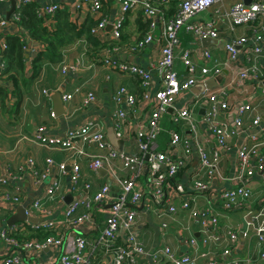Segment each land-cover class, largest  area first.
<instances>
[{"label":"built area","instance_id":"1","mask_svg":"<svg viewBox=\"0 0 264 264\" xmlns=\"http://www.w3.org/2000/svg\"><path fill=\"white\" fill-rule=\"evenodd\" d=\"M9 0H0L2 2ZM17 1L16 8L20 3ZM119 7L116 18L108 20L103 15L105 0H83L75 5L72 10L73 18L78 9L87 10L92 16L100 18L91 28V34L100 39L104 37L106 25L111 24L110 37L120 40L122 25L125 15L134 8L143 9V18L147 22V31L143 38L131 45L117 44L103 50L101 61L115 68L121 73H130L140 78V83L145 89L143 100H152L153 103L146 115L136 127H132L131 120L125 110L117 108L111 116V127L115 135L125 142V147L130 152L118 151L108 142L106 132L99 121L90 119L80 126L68 129L63 135L51 136L46 133L44 125L37 127L33 141L45 148L74 151L78 157L87 158L89 169L97 173L105 170L109 180L94 189L92 193L85 192L80 198L70 202L64 212L62 221L45 220L30 223L18 222L12 226L0 223V239L3 241L2 257L0 264H26L24 256L35 255L46 247L58 249V262L60 264H93V250L88 247L85 237L76 231L86 222L93 221L92 207L99 204L98 210L104 212L103 227L99 237V243L106 250L112 252L110 264H148L145 258L152 262L160 260L171 264H194V260L188 254L177 255L168 245L162 246L155 252L145 249L140 239L139 231L135 229L140 215L139 206L148 195L155 205L158 216L162 214L176 215L179 210L187 212L188 216H199L204 244L226 246L222 249L221 256L229 253V247L235 243L238 231L246 234L253 231L259 245L264 247V190L257 200V207H248L252 197V191L248 185V179L255 174L264 172V121L262 116L250 113L253 110L251 103L242 104L233 109V119L229 122L220 119L221 112L232 110L229 102L230 89L233 84L237 87L249 81H264V0H252L246 4L244 0H180L178 8L171 19L164 21L159 6L168 0H115ZM229 6L224 8L226 2ZM162 2V3H160ZM159 3V4H157ZM213 6L217 11L222 8L228 27L262 22L258 28L252 29L249 37L229 38L225 45V58L218 60L209 49L204 48L199 52L202 65L199 69L189 59L191 48L181 49V60L185 66L186 77L181 79L174 68L175 49L179 48L178 34L184 28L198 39L218 38L219 32L214 26V21L198 22L194 17L207 11ZM60 8L56 2L42 4L37 9L39 16H52ZM16 10V9H15ZM19 19V15L12 13L9 20L0 14V72L5 67L1 51L6 47L2 37V31L12 28V19ZM52 19H49L50 22ZM159 20L162 23L160 35L154 34V29ZM149 43H157L159 57L154 63V68L160 79L157 88L152 89L150 73L137 63L115 61L111 57L113 53H136ZM117 44V45H116ZM99 56V57H100ZM81 58L73 61V64H62L60 70L66 74L69 69L75 70L81 67ZM233 77L227 84H218L214 89L204 91L195 96L192 102L181 105L175 109L176 100L181 93L189 92L197 84H203L211 76L221 74L223 69L234 70ZM76 87L71 93H64L63 100H70L74 93H79ZM49 96L47 90H43ZM124 98L127 106H134L137 96L127 91L125 87L118 88L112 96L118 103ZM96 100L94 92H86L82 98V105L87 106ZM204 114L198 117L196 111L203 106ZM171 110L172 121L181 124L180 130H169L166 147L161 150L158 137L161 134L162 116ZM54 117V113L50 112ZM247 119L249 122L247 123ZM200 124L204 127L200 128ZM247 128L248 133L236 148V168L231 176L224 177L219 163L223 153L228 148V140ZM184 128V129H183ZM209 134L214 136V142L209 140ZM187 135H189L188 138ZM88 144L95 145L98 151L89 153L85 150ZM193 148L198 158V166L194 169L188 167V160L193 154ZM147 156V158H146ZM47 164H52L50 158H46ZM26 167L33 170V160L27 159ZM64 164L60 165L63 170ZM36 176V171L33 170ZM44 177V175H43ZM221 178L230 181L233 185L227 189L215 188L212 180ZM187 181L182 185L180 179ZM71 186H78L80 179L79 163L70 164L69 175ZM9 176L0 178V210L4 204L18 202L20 190L18 187L9 190ZM83 187L91 189L89 183ZM60 188L59 179H52L45 190V196L35 198L25 207V214L39 218V213L45 212L44 200L52 199ZM204 196L211 207L219 203V207L233 210L246 205L242 214V223L238 227H222L219 218L211 207L197 208V197ZM246 202V203H244ZM110 204L109 206H107ZM147 207H149L147 205ZM82 209V212L79 210ZM165 226V224H163ZM29 228L39 230L46 229L54 232L43 240L37 237L30 239H18L19 233H26ZM24 233V234H25ZM187 244H196L195 239L186 238ZM264 258V250L260 253ZM219 255L214 254L207 264H217Z\"/></svg>","mask_w":264,"mask_h":264},{"label":"crops","instance_id":"2","mask_svg":"<svg viewBox=\"0 0 264 264\" xmlns=\"http://www.w3.org/2000/svg\"><path fill=\"white\" fill-rule=\"evenodd\" d=\"M17 1L21 2L22 0ZM36 1L40 5L48 2H56L60 4L61 8H67L70 14V21L76 25L77 29H86L88 24L96 19L90 12L82 9H78L75 14L76 17H72L73 8L77 3L83 0ZM172 2H175L176 7V2L178 5L180 0H168V2L161 4L159 8L162 15H159L158 19L161 16V18L166 21L174 16L177 9L174 7L172 12L169 10ZM229 4L230 2L227 1L223 7L226 8ZM8 9V1L2 2L0 5V14L4 18ZM215 10L216 7L213 6L209 10L196 15L194 20L204 22L212 19L214 21V26L219 32V37L216 38L218 39L217 43L215 41L204 47L201 40L192 36V39L186 42L187 46L185 47L191 48L192 50L189 59L197 69H199V66L203 63L199 56V52L202 49L207 48L218 60H224L225 50L222 44L223 40L227 41L229 38L241 37L243 34L247 33L249 25L257 27L262 25V22L257 21L253 24L236 26L230 29L223 9L219 8L217 11ZM103 14L108 16V20L116 18L119 14V7L115 0H105L103 4ZM142 16L143 15L139 16V8L137 7L125 15L120 40H116L117 43L120 42L124 45H131L139 41V37L147 30L144 26L145 19H142ZM161 21L159 20L154 29V34L156 36L160 35L162 32ZM110 32L111 29L106 25L104 37L98 40L101 42L115 43L116 41L114 39L110 40ZM94 49L95 46L92 42L88 41L85 34L74 37L72 42L63 49V64H73V61L81 58V67L75 70L69 69L66 74H62L59 66L61 64L53 66L44 65L43 70L38 73V76L30 84L26 87L20 85L21 90H19V92L22 97L19 102L11 81L9 83L3 80L4 84H6L9 89V94L5 101V108L1 107L0 104V178L9 176V180L11 181L8 182L10 184L8 189L12 192L15 186L18 187L20 190V198L18 202L4 204L1 207L0 223L4 222L7 225L6 222L8 218L15 214L19 206H27L35 198L44 197L45 190L49 183L52 182V179H59L60 188L56 191L52 199L44 200L45 212H41L38 215L41 219L55 221H62L64 219L65 209L70 202L77 200L85 192L92 193L94 189L109 180V176L105 173V170H100L97 173L92 172L88 167L87 158L78 157L72 150L64 151L54 148H44L36 144L33 141V137L38 126L44 125L48 135L56 136L63 135L68 129L78 127L83 122L94 119L99 121L106 132L108 127L111 126L110 119L112 113L117 108L126 111L131 120L132 127H136V125L146 117L153 101L143 100L142 96L145 89L140 83V78L130 73H121L113 67L106 66L100 60L103 50L105 49L93 53ZM181 49L183 48L179 47L175 49L174 68L180 75V78L183 79L186 77V71L181 60ZM24 50L27 64L25 73L29 75L32 70L30 62L41 50V46L34 41H28ZM111 57L115 59V61L137 63L147 69L150 73V84H152V89L157 88L160 84V79L154 68V63L159 57V47L157 43H149L136 53L116 52L113 53ZM233 72L236 73L237 68H234L233 71L223 69L220 75L215 77L209 76L203 84L197 83L194 87L197 85L203 86L199 94L204 91L212 90L218 84L229 83L233 77ZM206 82L210 83L209 86L205 85ZM241 85L242 86L237 87L236 84H233L229 96L232 110L227 113L221 112L220 119L227 122L231 121L234 115V108L236 109L242 104L251 103L253 105V110L250 116L254 117L253 115L260 114L264 121V81L259 82L252 80ZM76 87H79L80 92L74 93L70 100L64 101L62 97L63 94L71 93ZM120 87H125L128 92L137 96L138 100L134 106H127L122 97L118 103L113 101L112 96ZM59 88H63L61 98L64 113L60 116L54 115V117H52L50 112L54 113V111L51 98L53 93ZM192 89L189 92H184L179 95L174 105L175 109L182 104L186 105L192 102L195 96L199 95L195 94ZM43 90H47L49 96H46ZM89 91L94 92L96 100L87 106H83L81 102L82 98L86 92ZM202 105L203 106L196 111L199 118L203 116L205 111L204 103H202ZM173 113L174 111L168 110L162 118L168 115L170 118L169 121L174 123L171 120ZM246 121L248 123L249 119ZM203 127L204 126L200 124V128ZM247 133L248 130L245 128V131H242L228 140V148L223 153L219 163V168L224 177L231 176L235 172L236 148ZM208 136L209 140L214 142V136H212V134ZM161 139L162 141H160ZM167 142L168 139L162 132L158 137L159 148L163 150ZM85 150L89 153H96L98 151L96 146L92 144L86 145ZM29 158L34 162L33 170L36 171V176L32 169L26 167L25 162ZM46 158H50L53 163L47 164ZM74 161L78 162L80 166V179L78 186L75 187L71 186L69 179L70 164ZM61 164H64L63 170L60 168ZM198 164V158L193 148V154L188 160V167L194 169ZM180 182L184 186L187 184V181L183 178L180 179ZM248 182L253 194L248 201L250 203L248 207L256 208L257 200L264 190V172L255 174L248 179ZM85 183H89L91 189L86 190L83 187ZM232 185L230 181L218 177L212 180V186L216 189H227ZM197 199L196 206L198 209L203 210V208L211 207L204 196L200 195ZM143 202L144 203L139 206L140 215L135 229L139 231L140 239L145 249L149 252H155L162 246L168 245L177 255L188 254L191 256L194 260V264H207V260L214 254L220 257L217 264H264V258L260 257V253L264 250V247L258 244L257 237L253 231H248L246 234L238 231L235 243L231 246H227L230 249L229 253L221 256L222 249L226 246H218L213 243L208 245L204 244L205 235L202 232L199 216L189 217L187 212L181 210H179L176 215L162 214L158 216L150 196L147 195ZM147 205L149 207H147ZM246 205L247 204L242 205L233 210H226L219 207V203L216 202V206L211 208L214 214L219 218L220 226L238 227L241 226L242 214L243 211H245ZM98 208L99 204L93 205V221L86 222V225L83 224L76 229V231L85 237L89 249L93 250V264H110L112 252L106 250L99 243L105 213L99 211ZM82 211V209L79 210V212ZM151 212L157 218H154ZM163 224H165V226H163ZM166 230H173L175 233V237L169 238V243L165 242L163 238ZM160 236H162V238ZM186 238L195 239L196 244H187L185 242ZM3 245V241L0 239V258L2 257ZM24 258L27 264H60L58 262V249L53 247L44 248L35 255V258H31L30 255H25ZM145 260H147L148 264H171L164 259L158 262H152L147 257Z\"/></svg>","mask_w":264,"mask_h":264},{"label":"trees","instance_id":"3","mask_svg":"<svg viewBox=\"0 0 264 264\" xmlns=\"http://www.w3.org/2000/svg\"><path fill=\"white\" fill-rule=\"evenodd\" d=\"M39 6L40 4L36 0H26L25 2L20 3L19 7L15 10V13L19 15V19L13 18L12 28H6L1 33L6 43V47L1 51L5 67L2 72H0V104L3 108H5V101L9 94V89L6 84H4L3 80L8 81L9 83L11 81L19 102L22 97L19 92V90H21L20 85L26 87L30 84L38 76V73L43 70L44 65L53 66L61 64L64 57L63 49L72 42L74 37L85 34L88 41L92 42L95 46L93 53L106 48L111 49L116 43L101 42L91 34V28L97 24L100 18L96 17L95 21L88 24L86 29H77L76 25L70 21V14L67 8H61L60 6L52 16L47 15L42 17L37 13ZM174 7L175 2H172L169 8L170 12L173 11ZM138 8L139 16L143 15V9L140 7ZM177 8L178 5L176 2L175 9ZM49 19L52 20L48 22ZM144 23V26L147 29L146 22ZM254 28H257V26L249 25L247 33L242 36L249 37ZM145 33L146 32H144L142 36H144ZM142 36L139 37V40L143 38ZM191 36V33L183 28L178 34L179 47L184 49L188 48L185 46H187L186 42L192 39L193 36ZM28 41H34L41 46V50L30 62L32 70L29 75L25 73V70H27V64L24 54V49ZM117 44L121 43L119 42ZM28 231L25 234L19 233L16 237L18 239L37 237L39 240H43L48 235L54 233L49 229L35 230L29 228Z\"/></svg>","mask_w":264,"mask_h":264},{"label":"water","instance_id":"4","mask_svg":"<svg viewBox=\"0 0 264 264\" xmlns=\"http://www.w3.org/2000/svg\"><path fill=\"white\" fill-rule=\"evenodd\" d=\"M252 0H244V2L246 4H250ZM17 0H9L8 1V5H9V9L6 12V16L5 18L7 20L10 19L12 13L15 11L16 9V3ZM109 29H111V24H107ZM216 41H218V39L216 38H205V39H201V42L203 44V46L205 47V45H209L211 43H214ZM226 40L222 41V44L225 45ZM209 82V81H208ZM206 82L205 85L209 86L210 83ZM194 87V86H193ZM192 87V88H193ZM191 88V89H192ZM203 86L197 85L195 86L192 90L195 92V94H199L202 90ZM62 92H63V88H59L57 89L53 95H52V102H53V111H54V115L56 116H60L64 113L63 110V103H62ZM106 137L109 143H111L118 151H125V152H130V149L125 147V142L123 139L118 138L115 133L113 128L110 126L108 127L107 131H106ZM187 137H189V135H187ZM147 158V156H146ZM110 204H108L107 206H109ZM25 207L26 206H19V208L16 210L15 214L11 215L8 220H7V226H12L18 222H30V223H37V222H41L43 219L41 218H34L31 216H28L25 214Z\"/></svg>","mask_w":264,"mask_h":264},{"label":"rangeland","instance_id":"5","mask_svg":"<svg viewBox=\"0 0 264 264\" xmlns=\"http://www.w3.org/2000/svg\"><path fill=\"white\" fill-rule=\"evenodd\" d=\"M63 64V62L61 63V65ZM169 116L168 115H165L162 119H161V123H160V125H161V133L163 132L164 133V136L166 135V137H167V139H168V137H169V130H180V128H181V124H176V123H171L170 121H169ZM160 141H162V139L160 140ZM159 144V143H158ZM160 146V145H159ZM45 148V147H44ZM151 214H152V216L154 217V218H157L155 215H153V213L151 212ZM161 238H162V236H160ZM173 237H175V233H174V231L173 230H170V231H168V230H166L165 231V236H163V238H164V241L165 242H167V243H169V238H173Z\"/></svg>","mask_w":264,"mask_h":264}]
</instances>
